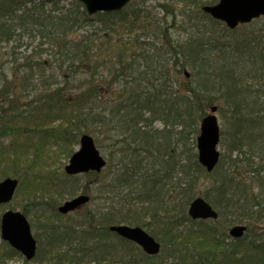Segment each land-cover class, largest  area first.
I'll return each instance as SVG.
<instances>
[{
    "label": "trees",
    "instance_id": "1",
    "mask_svg": "<svg viewBox=\"0 0 264 264\" xmlns=\"http://www.w3.org/2000/svg\"><path fill=\"white\" fill-rule=\"evenodd\" d=\"M158 1H162L164 13L161 21L166 23L170 17L169 29L160 26L159 20L149 19L147 10L135 7L132 0L118 12L93 16L87 15L80 3H71L73 7L66 12H45L42 1L32 5L30 0H0V43L15 42L17 32L37 29L50 41L69 78L88 75L69 96L59 87L49 96L41 95L37 112L28 108L7 112L3 108L0 164L5 160L9 170L6 163L1 175L18 176V163H27L28 154L34 158L40 149L34 147L29 153L19 141L23 123L34 129L57 120L64 123L48 130L57 141L55 157H69L79 137L91 136L93 128L106 136L103 140H113V131L120 137L114 140L111 161L100 173L84 174L82 177L88 178L85 183L81 176L64 173L61 179L47 174L45 182L37 173L40 181H30L35 177L33 166L26 167L25 182L32 185L27 195L35 188L59 197L87 195L91 190L92 199L103 201L64 219L54 207L53 215L45 217L42 230L34 235L35 264H264V32L228 41L227 35L234 30L201 10L218 0ZM173 3H181L183 10L197 8L196 15L189 16L190 12L183 10L174 14L170 8ZM178 16L187 20L186 24L178 23ZM202 20L208 21L209 27L221 24V30L205 29ZM92 21L110 31L125 30L133 44L140 37L136 31H142L143 37L153 34L166 41L168 30L177 27L186 36L175 45L164 42L165 47L154 46L153 54L142 48L134 58L129 51L125 63L124 50L128 48L118 50V60L109 73L119 66L115 80L120 90L115 99L101 104L100 86L85 68L91 48L67 39L68 34ZM127 44L129 41L121 43L122 47ZM161 48H166L164 54ZM165 53L173 57L177 74L190 71L181 89H174L170 71L165 69ZM26 72L19 91L25 83L35 92L48 87L44 71L40 75H33L31 68ZM27 76L31 77L25 79ZM35 76L41 80L36 82ZM5 97H10L11 105L12 93L0 73V103ZM218 101L217 109L228 113L227 130L220 132L223 151L207 173L196 157L197 122L206 115L205 109ZM18 119L22 124L16 123ZM158 122L160 129L154 127ZM90 178H97V182L91 184ZM203 178L209 184L201 197L217 213L215 220H191L187 215L188 205L199 196L195 187ZM120 224L144 229L160 244L159 254L147 256L108 231L109 226ZM235 225H244L246 232L232 239L228 230Z\"/></svg>",
    "mask_w": 264,
    "mask_h": 264
},
{
    "label": "rangeland",
    "instance_id": "2",
    "mask_svg": "<svg viewBox=\"0 0 264 264\" xmlns=\"http://www.w3.org/2000/svg\"><path fill=\"white\" fill-rule=\"evenodd\" d=\"M134 1V6L137 8H143L144 10H147V13L150 17L159 20L160 26L167 27L169 29V26L171 25L170 17L168 16L167 19H165L166 23H164L162 20L163 18V10L160 7V4L162 1L158 0H132ZM57 4L54 6L51 4V2H43L44 3V11L50 12V11H59V12H66L67 10H70L73 6L71 3H78L75 1L70 0H59L56 1ZM39 2H33L32 5H38ZM170 8L175 13L181 12L183 10V5L180 3H173L171 4ZM29 6V5H28ZM186 13L189 11V16H195L197 8L189 7L185 10ZM177 22H183L186 24L185 19H183L181 16L176 18ZM205 29L211 28V30H221L222 25H213L209 27V22L202 20ZM165 27V28H166ZM149 30H154L152 28H148ZM263 33L264 32V19H257L252 21L251 23L247 25H241L238 28H236L233 32L227 35L228 41H239L240 39H246L249 38V33ZM142 31H136V35L140 36L138 38V41L133 44L131 42L130 37L127 35V32L123 29H117L116 31H110L101 25L98 21H92L87 25H84L80 29L75 30L74 32H71L67 35V39L71 41H81L84 42L85 45H87L90 50V57H89V64H85V68L87 70L88 68V74L93 75L94 74V81L100 86V95L102 98L101 104L108 102V100H113L119 93V84L116 85V78H117V68L119 66H115L114 70H110V66L117 62V52L118 50H122L124 48H128L127 50H124V60L123 62H127L128 58L126 57L128 55V52L130 51V54L136 58L138 52L144 48L147 49V52L150 54H153L154 51H152V48L155 46L157 49L159 47H165L163 46L164 42L171 43L172 45H175L177 42L181 43L185 39V34L180 30L177 29H170L168 30L169 39L166 41L160 37L155 36L153 34H149L147 37H143ZM134 36V35H132ZM15 42L10 43H0V73L3 74L5 81L8 83L10 91L12 93V97L14 99L13 103L9 105V99L10 97H5V101H1L0 107L3 113V108L7 110V112H11L16 109V111L21 112V110L28 108L31 109L33 112L36 111L37 108L40 107V103L42 102L40 97L43 96H49V94L52 92L51 90L59 87L63 88L66 96H69L74 87L78 86L79 83L82 80H87L86 76L82 77H75L73 79L69 78L68 71H65V66H60L61 62L58 61V56L55 51V49L50 45V41L47 38H42L37 29H31L29 28L25 32H17L15 36ZM129 41V45L122 47L121 43H125ZM119 46V47H118ZM264 47V46H263ZM166 48L159 49L160 52L164 54ZM158 53V52H157ZM117 54V55H116ZM161 54V53H160ZM165 60V69L170 71V75L172 77V82L174 84V89H180L185 85V79L189 77L190 71L188 69H185L182 71V73L177 74L175 71V68L172 65L173 57L169 56L167 53L165 55H162ZM40 64V65H38ZM91 65L94 70L91 69ZM31 68L33 75L37 73V75H40L42 71L44 77L47 80L48 87L43 89H38L36 92L33 91L31 88V85H27L26 83L22 86L24 87V90L19 91L18 87L22 83V79L24 78L23 75H25L26 70L28 71ZM39 69V70H38ZM42 70V71H41ZM125 69H122V73H124ZM165 70V71H166ZM187 74V76H183V74ZM31 74V73H29ZM32 76V74H31ZM27 76L25 79H27ZM33 78V77H32ZM36 82L37 80H41V77L35 76L33 78ZM39 88V87H38ZM36 103H32V101H35ZM16 101V103H14ZM15 104V105H14ZM214 105V104H213ZM213 105L208 106L205 109V113L209 114V108ZM216 105H220V101L215 103ZM15 106V108L13 107ZM11 109V110H10ZM218 110V109H217ZM216 110V118L218 121L219 131L225 132L227 130L226 126V117L228 116L227 111L224 109L222 110ZM5 112V111H4ZM37 112V111H36ZM19 119L16 123L22 124V122ZM23 123L20 127L22 129L20 142L25 146L28 147V152H31V149H34V147L37 148V155L34 158H31L32 156L28 154L26 162L18 163L17 170L20 172L18 173V176L14 177L15 179L21 181L23 185L21 186L20 183L18 185V188L16 190V193L14 194L13 199L5 205L0 206V216L7 210H13L22 212L26 218L28 219L30 225H32L33 228H31V232L33 236L40 232L42 230L41 224L45 221V217H51L53 215L54 207L57 208L58 205L63 204L65 201L70 200L71 198L75 197V194L72 197L67 196H54L52 194H49L47 192L41 193L40 190L36 189L31 192L29 195L28 192L30 190V187L32 185L28 184L26 181V172L24 171L26 167L31 164L33 166L32 172L35 175L34 178L30 179V181H40L38 179L37 173L40 175L42 181H47V174L50 175L51 173L55 174V178L58 177L61 179L63 177V167L67 164L69 157L77 151L78 146L73 145L72 150L73 152L69 157H65L63 155H60L58 157H55V153L57 152V141L53 139V135H50L48 130L54 126H60L64 125V123L60 122V120H57L54 122V124H46L42 127H38V129H34V127L31 126L30 123ZM154 127L157 129H160L162 125L158 122L154 124ZM199 128V121L197 122V130ZM93 131L95 130V133L91 134V138L94 140L96 148L100 152V154L103 156L106 162L111 161V156L114 153V140L120 139L119 136H116L115 131L112 132L113 140H103L106 138V136L102 134H97V129L93 128ZM198 135V134H197ZM196 135V136H197ZM96 137H98L97 140ZM103 138V139H102ZM102 139V140H101ZM40 144V145H39ZM222 144V143H221ZM71 147V145H70ZM218 151L221 153L222 147L218 145ZM33 151V150H32ZM6 163L8 164V170H9V163L5 162V160L0 164V181L6 176L1 175L3 174L1 169L2 167H6ZM113 164V162H111ZM107 169H105L101 174L103 175L106 172ZM9 172V171H8ZM4 176V177H3ZM8 176V175H7ZM81 175V182L85 183L88 178L82 177ZM101 176V175H100ZM11 177V176H10ZM22 177V178H21ZM47 178V179H46ZM54 179V178H53ZM91 184H95L97 182V178H90ZM209 184L208 179H200L199 183L196 185V190L198 192L197 197H201L202 192H204L207 189V186ZM92 185V186H93ZM89 202L82 206V208L72 211L68 213L67 215H61V218H68L76 216L78 213H83L85 210L92 209L93 207L97 206V204L102 205L103 201H99L96 199H92L94 195L92 194L91 190L88 192ZM42 196V197H40ZM92 199V200H91ZM42 201V203H41ZM47 204V205H45ZM236 226V225H235ZM0 264H35L31 261H25L24 258L21 255L14 254L10 251V247L2 242L0 239Z\"/></svg>",
    "mask_w": 264,
    "mask_h": 264
},
{
    "label": "water",
    "instance_id": "3",
    "mask_svg": "<svg viewBox=\"0 0 264 264\" xmlns=\"http://www.w3.org/2000/svg\"><path fill=\"white\" fill-rule=\"evenodd\" d=\"M30 1H57V0H30ZM79 2L87 15L97 13L118 12L131 0H72ZM202 11L212 19L220 21L229 29L239 24L249 23L253 19L264 17V0H219L212 6H203ZM216 107L209 108V114L202 118L199 134L196 138L198 163L211 172L218 162L217 145L219 142V127L215 116ZM105 166V161L96 149L93 139L88 135L79 138L78 150L69 158L64 172L67 175H77L88 172L99 173ZM18 181L13 178H4L0 181V205L11 201ZM89 197L78 195L65 201L58 207V212L66 215L87 204ZM188 216L193 220L216 219L217 213L202 198H195L188 207ZM109 231L121 238L138 245L145 254L155 256L159 253L160 245L139 227L126 225L110 226ZM245 228L236 225L230 228L229 235L239 238ZM0 238L17 251L23 258L30 261L36 253V241L32 236L30 225L20 212L6 211L0 219Z\"/></svg>",
    "mask_w": 264,
    "mask_h": 264
},
{
    "label": "bare ground",
    "instance_id": "4",
    "mask_svg": "<svg viewBox=\"0 0 264 264\" xmlns=\"http://www.w3.org/2000/svg\"><path fill=\"white\" fill-rule=\"evenodd\" d=\"M206 115H208V114H206ZM206 115H205V116H206ZM205 116H204V117H205ZM201 120H202V119H201ZM201 120H200V122H201ZM200 122H199V126H200ZM198 129H200V128H198ZM198 132H199V131H198ZM84 135H87V134H84ZM88 136H89V135H88ZM90 137H91V136H90ZM217 148H218V145H217ZM195 151H196V157H197L196 140H195ZM217 151H218V149H217ZM219 156H220V153H219V151H218V160H219ZM197 161H198V159H197ZM192 201H193V200H192ZM192 201H191V202H192ZM188 207H189V205H188ZM187 210H188V208H187ZM187 215H188V214H187ZM188 217H189V216H188ZM189 218H190V217H189ZM190 219H191V218H190ZM191 220H192V219H191ZM123 225H125V224H123ZM242 227H244L245 230H246V227H245L244 225H243ZM243 232H244V231H243ZM243 234H245V232H244ZM229 237L232 238V239H234V238H233L232 236H230V235H229Z\"/></svg>",
    "mask_w": 264,
    "mask_h": 264
},
{
    "label": "flooded vegetation",
    "instance_id": "5",
    "mask_svg": "<svg viewBox=\"0 0 264 264\" xmlns=\"http://www.w3.org/2000/svg\"><path fill=\"white\" fill-rule=\"evenodd\" d=\"M9 211H11V210H9Z\"/></svg>",
    "mask_w": 264,
    "mask_h": 264
}]
</instances>
